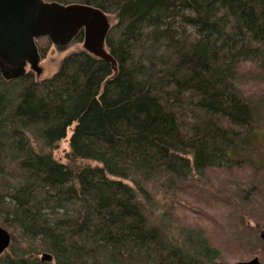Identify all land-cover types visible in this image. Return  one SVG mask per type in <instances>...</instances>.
Masks as SVG:
<instances>
[{
    "label": "trees",
    "instance_id": "1",
    "mask_svg": "<svg viewBox=\"0 0 264 264\" xmlns=\"http://www.w3.org/2000/svg\"><path fill=\"white\" fill-rule=\"evenodd\" d=\"M46 1L111 16L117 70L81 49L50 77L0 73V264H225L176 197L209 170L264 167V81L238 84L264 76V0Z\"/></svg>",
    "mask_w": 264,
    "mask_h": 264
},
{
    "label": "rangeland",
    "instance_id": "2",
    "mask_svg": "<svg viewBox=\"0 0 264 264\" xmlns=\"http://www.w3.org/2000/svg\"><path fill=\"white\" fill-rule=\"evenodd\" d=\"M110 21L112 25L114 20L111 16ZM44 44L46 39H40L38 45ZM81 49H83L82 43H71L62 49L50 43L45 58L40 60L42 73L38 79L50 77L57 71L65 55ZM260 81H264L263 74L248 66L239 76L238 84L248 92H252L259 88L257 82ZM262 105L264 106V102ZM70 134L71 128L66 138L61 140L53 151L54 157L59 161L66 160ZM255 140L264 145V138L257 137ZM262 156L264 157V152ZM254 157L252 155V158ZM178 189L180 195L176 199L182 209L183 221L190 222L188 218L194 220L198 225L194 228L202 231L198 230L193 234L196 236L201 234L212 246L217 247L222 252L225 264H235L238 261L254 258L249 252L264 241V230L260 234L254 230V224L257 222L264 224L263 165L252 167L250 164H245L243 168L232 171L212 169L207 171L203 178H195L194 182L188 184L180 182ZM244 212L248 216L247 219L241 216ZM259 261L264 264V259Z\"/></svg>",
    "mask_w": 264,
    "mask_h": 264
},
{
    "label": "water",
    "instance_id": "3",
    "mask_svg": "<svg viewBox=\"0 0 264 264\" xmlns=\"http://www.w3.org/2000/svg\"><path fill=\"white\" fill-rule=\"evenodd\" d=\"M110 27V16L87 4L0 0V73L4 79L12 80L23 76L29 68L38 78L42 69L36 41L46 37L53 46L66 48L80 31L83 49L110 63L116 72V60L105 46ZM10 242V233L0 225V255ZM47 258L42 256V260ZM235 264L262 263L255 257Z\"/></svg>",
    "mask_w": 264,
    "mask_h": 264
},
{
    "label": "bare ground",
    "instance_id": "4",
    "mask_svg": "<svg viewBox=\"0 0 264 264\" xmlns=\"http://www.w3.org/2000/svg\"><path fill=\"white\" fill-rule=\"evenodd\" d=\"M38 199V198H37Z\"/></svg>",
    "mask_w": 264,
    "mask_h": 264
}]
</instances>
